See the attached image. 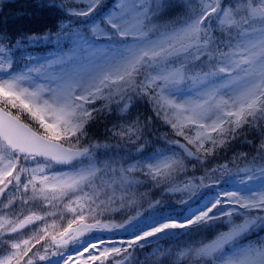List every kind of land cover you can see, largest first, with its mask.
<instances>
[{
	"label": "snow or ice",
	"instance_id": "6c2138e0",
	"mask_svg": "<svg viewBox=\"0 0 264 264\" xmlns=\"http://www.w3.org/2000/svg\"><path fill=\"white\" fill-rule=\"evenodd\" d=\"M37 6L0 28V264H264V0Z\"/></svg>",
	"mask_w": 264,
	"mask_h": 264
},
{
	"label": "trees",
	"instance_id": "16d2710c",
	"mask_svg": "<svg viewBox=\"0 0 264 264\" xmlns=\"http://www.w3.org/2000/svg\"><path fill=\"white\" fill-rule=\"evenodd\" d=\"M54 19H55V14L52 11L47 12L44 10L36 11L35 13H33L32 17H30L28 14L25 13V14L20 15V16H14L12 18V16L10 14H8L5 16V18H3V20H0V28H5L8 31L12 32L14 35L22 33V32L40 31V30L44 29L45 26L52 24L54 22ZM139 106H141V109L144 108V112L147 113V115H151L147 105H145L143 102H141V103L136 105V107H138V109H139ZM93 134H95V131ZM246 138L248 140H253V137L251 135L247 136ZM257 141H258V138H257ZM240 143H241V146H246V147L252 148L251 145L244 143L243 140L238 141L233 146H236ZM205 165H207V164H205ZM191 166H192V164H188L189 170L191 169Z\"/></svg>",
	"mask_w": 264,
	"mask_h": 264
},
{
	"label": "rangeland",
	"instance_id": "374dc122",
	"mask_svg": "<svg viewBox=\"0 0 264 264\" xmlns=\"http://www.w3.org/2000/svg\"><path fill=\"white\" fill-rule=\"evenodd\" d=\"M155 147H160V146H158L157 144H155ZM18 210H19L18 208H17V209H13V212L18 211ZM38 226H39V225H38ZM31 231H33V229L30 228V229L28 230V232H26V233H24V234L22 235L21 238H24L26 235L30 234Z\"/></svg>",
	"mask_w": 264,
	"mask_h": 264
}]
</instances>
